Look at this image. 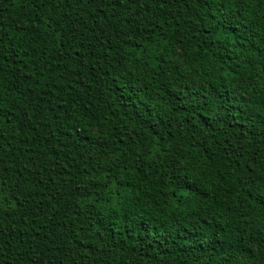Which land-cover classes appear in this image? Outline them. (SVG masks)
Wrapping results in <instances>:
<instances>
[{
  "label": "trees",
  "instance_id": "obj_1",
  "mask_svg": "<svg viewBox=\"0 0 264 264\" xmlns=\"http://www.w3.org/2000/svg\"><path fill=\"white\" fill-rule=\"evenodd\" d=\"M262 173L264 0H0V264H264Z\"/></svg>",
  "mask_w": 264,
  "mask_h": 264
},
{
  "label": "snow or ice",
  "instance_id": "obj_2",
  "mask_svg": "<svg viewBox=\"0 0 264 264\" xmlns=\"http://www.w3.org/2000/svg\"><path fill=\"white\" fill-rule=\"evenodd\" d=\"M262 175H264V173H262ZM257 195L260 197V203L264 204V185L260 186L259 192L257 193ZM262 221H264V218H262Z\"/></svg>",
  "mask_w": 264,
  "mask_h": 264
}]
</instances>
